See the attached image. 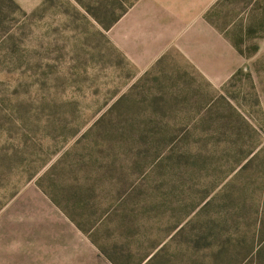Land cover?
I'll return each instance as SVG.
<instances>
[{
    "label": "rangeland",
    "instance_id": "374dc122",
    "mask_svg": "<svg viewBox=\"0 0 264 264\" xmlns=\"http://www.w3.org/2000/svg\"><path fill=\"white\" fill-rule=\"evenodd\" d=\"M136 2L0 0V264H264V0Z\"/></svg>",
    "mask_w": 264,
    "mask_h": 264
},
{
    "label": "crops",
    "instance_id": "0c3cea01",
    "mask_svg": "<svg viewBox=\"0 0 264 264\" xmlns=\"http://www.w3.org/2000/svg\"><path fill=\"white\" fill-rule=\"evenodd\" d=\"M217 1L138 0L135 3V33L138 34L139 39L152 41L148 45L150 50L147 54H160L163 52L160 49L170 46L174 42L172 40L179 39L197 22L203 27L205 14ZM207 28L212 30L210 26ZM199 39L200 42L203 41L202 37ZM224 40L227 42L226 39ZM194 43L195 41L192 42ZM194 46H198V42Z\"/></svg>",
    "mask_w": 264,
    "mask_h": 264
},
{
    "label": "trees",
    "instance_id": "16d2710c",
    "mask_svg": "<svg viewBox=\"0 0 264 264\" xmlns=\"http://www.w3.org/2000/svg\"><path fill=\"white\" fill-rule=\"evenodd\" d=\"M136 1H138V0H136Z\"/></svg>",
    "mask_w": 264,
    "mask_h": 264
}]
</instances>
